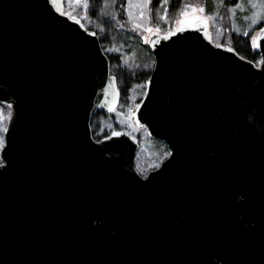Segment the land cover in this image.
Masks as SVG:
<instances>
[{"label": "water", "instance_id": "95a60500", "mask_svg": "<svg viewBox=\"0 0 264 264\" xmlns=\"http://www.w3.org/2000/svg\"><path fill=\"white\" fill-rule=\"evenodd\" d=\"M64 0H0V264H264V22L258 61L188 13L147 44L130 112L169 155L141 176L137 141L91 118L120 90Z\"/></svg>", "mask_w": 264, "mask_h": 264}, {"label": "rangeland", "instance_id": "374dc122", "mask_svg": "<svg viewBox=\"0 0 264 264\" xmlns=\"http://www.w3.org/2000/svg\"><path fill=\"white\" fill-rule=\"evenodd\" d=\"M91 1L94 0H64V8L69 14L79 18L86 26L95 17L91 12ZM200 2L203 0H188V3L180 4L177 9H169V0H165L157 7L152 5L151 0H127L123 7L118 5L115 0H102V23L106 25L110 23L111 28L108 30L105 26L106 29L101 27H96V29L100 31L106 53L108 52L112 56L117 55L121 65L131 71L140 72L147 69L148 72L154 64V55L147 44L148 36L152 32H163L171 24H175L179 18L185 15L182 12L186 10H190L188 13H199L206 17L212 38L216 43L230 44L231 34L239 30L250 33L252 42L260 27L257 26L264 20V0H226L210 14L204 13L203 8L198 5ZM118 35L123 39H120ZM127 40L131 44L138 43L147 50L150 56L149 60H151L147 66L136 58V54L133 52L137 48L136 46L132 47L134 50L130 51L128 50L130 46L122 42ZM144 89L143 79L142 81L135 80L129 89L127 104L119 105L111 114H98L91 118L92 123L90 122L92 130L98 128L97 134L103 130H113L115 127L126 130L137 137L139 148L136 151L135 164L136 168L138 167L141 171L157 166L169 154L165 143L149 137L145 129L136 127L130 116V111L143 95ZM10 114L11 109L0 104V149L4 144L3 131Z\"/></svg>", "mask_w": 264, "mask_h": 264}, {"label": "trees", "instance_id": "16d2710c", "mask_svg": "<svg viewBox=\"0 0 264 264\" xmlns=\"http://www.w3.org/2000/svg\"><path fill=\"white\" fill-rule=\"evenodd\" d=\"M117 1L118 5H121L123 7V5H126L127 0H115ZM165 0H151V3L154 7L160 6L161 3H163ZM226 0H203V2H200V4H198L199 6H201L203 8L204 13H211L214 12L217 7L220 5V3L224 2L225 3ZM183 3H188V0H169L168 3V7L169 9H177L180 4L182 5ZM102 0H94L93 2L91 1V12L92 15H94V20L91 21V23L89 25H86L87 28L94 30L96 32V34L99 36V40L101 43V47L103 48V41H102V36L100 34V31L98 29H96V27H101L103 29H110L111 25L110 23L108 25L102 23V13H103V6H102ZM227 5V3H226ZM228 7V6H227ZM122 11V8H121ZM188 12H190V10H186L185 12H182V14H187ZM264 22V20L262 22H260V24L257 26L259 27L262 23ZM106 26V28H105ZM173 25L171 24L168 28L164 29L163 31H166L168 29H170ZM105 37V36H104ZM118 37L120 39H123L122 36ZM123 43H126L127 45H129V49L130 51L134 50V46H136L137 48L133 51L136 54V58L139 59V61H141L142 63H145L146 66L148 63L151 62V60H149V54L147 52L146 49H144L143 46H141L140 44H131L128 40L127 41H122ZM230 45H232L235 50L244 58L252 60L254 62H256L259 59V53L256 52L253 47H252V42H251V35L250 33H245V31L243 30H239L238 32H233L230 36ZM139 49V50H137ZM112 60V68L117 76V84H118V88L120 90V103L119 105H125L127 104V98H128V93H129V89L131 88V84L137 80V81H142V79L147 75V69L146 70H142V71H131L130 69L125 68L124 66L121 65L120 60L118 59V56H112L111 57ZM112 74V72H111ZM137 102V101H136ZM104 115L103 113H97L96 115ZM94 115V116H96ZM93 116V117H94ZM92 117V118H93ZM92 120V119H91ZM92 123V122H91ZM115 128V127H114ZM98 128H96L95 130H92V125H91V130H92V135L94 138L99 139L105 135H107L112 129L110 130H103L101 131V133L97 134L96 130Z\"/></svg>", "mask_w": 264, "mask_h": 264}, {"label": "flooded vegetation", "instance_id": "af4514ba", "mask_svg": "<svg viewBox=\"0 0 264 264\" xmlns=\"http://www.w3.org/2000/svg\"><path fill=\"white\" fill-rule=\"evenodd\" d=\"M98 36V35H97ZM98 39H99V36H98ZM99 42H100V40H99ZM100 45H101V43H100ZM103 49V51L106 53V51H105V48L103 47L102 48ZM106 55H107V57H108V59H109V63H110V71L112 72V75H114L115 76V78H116V80H117V76H116V74H115V72H114V70H113V68H112V58H110L111 57V55H110V53H106ZM154 61V60H153ZM152 68H153V64H152ZM152 68L150 69V70H148V72H147V75L143 78V82H144V84H145V81H146V79L148 78V76H149V74H150V72H151V70H152ZM145 90V89H144ZM133 136V135H132ZM135 139H136V141L138 142V144H139V141H138V139H137V137H135V136H133ZM152 138H154V137H152ZM96 139V138H95ZM100 139V138H99ZM155 139H157V138H155ZM96 140H98V139H96ZM157 140H159V141H162V140H160V139H157ZM163 142V141H162ZM164 143V142H163ZM166 145V144H165ZM167 146V145H166ZM139 148V147H138ZM169 149V148H168ZM138 150V149H137ZM170 152V151H169ZM169 155V154H168ZM167 155V156H168ZM166 156V157H167ZM162 162V161H161ZM160 162V163H161ZM134 163H135V160H134ZM160 163L157 165V166H154V167H151L150 169H147V170H143V171H141L138 167L136 168V164H135V168H136V170H137V172L141 175V176H145L146 174H147V172L148 171H150V170H152V169H155L156 167H158L159 165H160Z\"/></svg>", "mask_w": 264, "mask_h": 264}, {"label": "snow or ice", "instance_id": "6c2138e0", "mask_svg": "<svg viewBox=\"0 0 264 264\" xmlns=\"http://www.w3.org/2000/svg\"><path fill=\"white\" fill-rule=\"evenodd\" d=\"M52 3H57V0H51ZM75 19V17H73Z\"/></svg>", "mask_w": 264, "mask_h": 264}]
</instances>
